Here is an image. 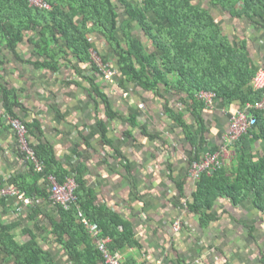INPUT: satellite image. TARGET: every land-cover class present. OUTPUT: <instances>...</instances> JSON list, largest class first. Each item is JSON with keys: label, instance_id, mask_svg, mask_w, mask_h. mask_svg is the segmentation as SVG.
Listing matches in <instances>:
<instances>
[{"label": "crops", "instance_id": "0c3cea01", "mask_svg": "<svg viewBox=\"0 0 264 264\" xmlns=\"http://www.w3.org/2000/svg\"><path fill=\"white\" fill-rule=\"evenodd\" d=\"M112 2L118 8L119 20L124 26L121 27L127 28L132 38L141 40L147 53L155 54L159 61L158 56L162 52L155 49L146 32L128 16L125 7L117 0ZM191 2L211 12L223 33L235 45L241 42L247 44L254 70L264 67V20L235 17L224 12L222 6L213 0ZM25 36L24 43L16 52L7 47L0 51L2 75L10 86L16 87L23 105L17 114L25 120L40 122L42 140L53 144L63 161L73 156L67 161L73 160L77 164L74 160L76 147L80 142L84 144V135L91 137L97 148H90L85 155L90 169L86 175L97 191L98 205H107L129 221L143 246V249L133 247L112 253L123 257L124 264L130 256L148 264H262L264 212L254 207L252 196L238 204L230 197H221L214 210L209 211L219 218L210 227L202 226L200 215L190 210L199 180L191 175L192 157L198 155L203 160L213 147L221 148L232 114L241 109L237 103L229 108L219 102L214 108L207 106L208 109L200 114L207 132L200 134L194 143L188 130L193 134L197 132L200 126L198 116L189 107L187 95L177 89L174 76L170 77V83H161L151 92L134 83L127 84L124 90L114 86L107 96H113V108L120 118L110 123L114 145L111 152L109 149L105 151L96 129V99L86 80L95 77L90 62H83L70 53L58 57L59 71L38 70L33 65L38 60L32 44L34 33L28 32ZM118 37L124 44L127 43L123 29ZM91 40L104 58L109 61L115 59L103 32H93ZM96 80L101 81L99 78ZM130 115L135 116L136 124L128 123ZM99 116H104L102 109ZM9 120L8 108L0 101V123L8 124ZM182 123H186L189 129L184 128ZM128 131L133 136H127ZM201 135H204L203 141L200 140ZM17 138L13 129L0 135V201L7 199L11 201V206H20L18 214H12L10 210L2 220L18 224L14 233L20 244L30 240L24 229H31L37 235L40 246L52 253L55 264H75L64 244L55 241L50 232L35 229L38 225L52 230L49 219H59L52 201L38 200L42 215L32 220L29 216L30 207L35 203L32 199L30 204H24L15 197L3 194L5 189L15 186L19 174L34 180L30 178V164L20 154ZM255 145L254 152L264 155L260 143ZM234 150L233 146L231 151ZM119 153L128 157L129 165ZM235 157L236 151L227 160L225 158L230 177H235ZM78 160H83V157ZM40 185L43 186V180ZM176 220L182 222V231L170 234L169 227ZM85 260L89 263L88 257ZM0 264L18 263L16 257L3 251L0 252Z\"/></svg>", "mask_w": 264, "mask_h": 264}, {"label": "trees", "instance_id": "16d2710c", "mask_svg": "<svg viewBox=\"0 0 264 264\" xmlns=\"http://www.w3.org/2000/svg\"><path fill=\"white\" fill-rule=\"evenodd\" d=\"M53 6L52 11L35 9L29 6L27 0H0V51L3 47L16 52L19 45L24 43L25 34L33 32L32 44L34 54L38 59L33 63L38 70L47 69L57 72L60 69L58 57L75 54L83 62L91 61L90 51L97 47L91 41V34L95 31L103 32L107 42L115 54V66L120 71L119 87L126 89L129 83L137 84L146 92H151L163 83H170L174 76L177 89L185 93L200 124L195 134L188 133L194 143L200 134L207 132L203 125L201 112L207 110V104L198 100L197 95L205 92L216 96L217 102L227 108L234 103L243 111L247 105L253 107L258 104L264 93H256L251 85L255 71L245 42L235 45L223 33L214 15L193 4L191 0H143L137 4L134 0H117L126 9L128 16L138 23L152 41L155 49L162 52L158 56L147 53L144 43L132 38L123 28L119 20L117 6L112 0H46ZM220 4L224 12L239 18H261L264 20V0H213ZM243 7L238 9L239 2ZM82 16V17H81ZM91 24L93 26H91ZM123 26V27H121ZM123 29L127 43L118 37ZM40 57H39V56ZM94 71H96V68ZM97 78H86L92 89L91 93L96 101L98 121L96 129L100 136L102 149L111 152L114 145L110 134V123L120 115L113 108L108 99V85ZM0 101L8 108L9 123H0V135L9 129H15L13 122L21 120L27 129V136L34 146L36 156L43 168L38 170L32 160L30 164V180L24 174L17 175L15 186L35 202L31 209L32 220L42 215L37 201L42 199L52 201L48 176H56L59 183H64L69 177H75L78 182L76 199L67 205L55 204L59 219L51 220L52 230L35 225V229L48 231L55 241L64 244L68 256L75 264H98L103 262V255L98 249L95 239L89 233L84 220H88L96 230L102 232L103 237H110V251H126L137 247L143 249L133 230L132 224L107 205H98L97 191L90 185L87 178L89 169L88 150H96L88 134L84 135L75 149L74 160L63 161L57 155L53 144L44 142L41 138L43 130L39 121H28L17 114L23 108L20 95L15 86H10L2 75L0 64ZM99 108V110H98ZM100 109L103 117L99 116ZM255 117L256 124L247 134L235 143V177L228 174L227 165L221 166L214 174H205L197 182L193 193L190 210L199 214L200 223L210 227L219 221L215 214L209 213L221 197H230L236 204L253 197L254 207L264 212V155L254 152L253 145L260 143V150H264V111L250 110ZM200 115V116H199ZM131 117V118H130ZM107 119V120H105ZM134 115L128 118L129 124H136ZM183 127L189 129L186 123ZM17 134V133H16ZM127 136H133L131 131ZM18 137V136H17ZM204 140V135L200 136ZM18 145L22 158L26 153ZM256 146V145H255ZM220 150L213 147V152ZM109 152V154H110ZM77 156V157H75ZM85 156V157H84ZM126 165L129 159L122 153ZM83 160H78V158ZM193 160H200L198 155ZM105 161V160H104ZM107 162V160H106ZM43 180V186L40 181ZM16 198V197H15ZM19 202V199L16 198ZM18 214L20 210L11 206V201H0V252H6L16 257L18 264H55L52 253L42 248L37 235L31 229H24L30 240L20 244L14 233L16 224L4 222L7 213ZM39 232V231H38ZM102 235H100L102 237ZM84 248V249H82ZM89 258V263L85 260ZM264 264V252L261 254ZM125 264H148L138 262L134 257H128Z\"/></svg>", "mask_w": 264, "mask_h": 264}, {"label": "built area", "instance_id": "2783aa9c", "mask_svg": "<svg viewBox=\"0 0 264 264\" xmlns=\"http://www.w3.org/2000/svg\"><path fill=\"white\" fill-rule=\"evenodd\" d=\"M30 4L35 7L51 9V5L46 0H29ZM243 3L240 2L238 9L242 8ZM92 59L97 65L103 80L109 85H115L118 81V72L113 69L112 63L104 61L97 50L91 49ZM253 91L256 93H264V67L257 68L255 75L251 83ZM110 98H113L111 96ZM197 98L202 100L209 108H214L217 103L216 96L210 93L202 92L198 94ZM250 110H262L264 111V98L256 104L255 107L247 105V107L241 111H235L232 114L228 131L224 134V143L220 150L217 152H210L203 160L194 161L192 163V173L195 178L200 179L203 172L213 173L219 167L225 164L227 157L232 155L231 147L234 143L248 133L249 129L255 125L256 119L250 113ZM13 127L19 138L20 144L24 152L26 153L25 159L32 160L38 170H42L43 166L36 156L34 146L30 143L27 136V129L21 120L13 122ZM226 158V160H225ZM50 183V190L52 194V200L55 204L67 205L71 200L76 199V190L78 188V182L75 177H69L64 183H59L56 176H48ZM5 196L16 197L24 204H30V199L26 198L16 186H12L3 191ZM89 233L95 241H97L98 249L101 251L105 264H124L123 257L118 254H114L110 251L109 244L111 242L110 237H103L102 232L96 230L95 227L89 223L88 220H84ZM182 222L176 220L170 227V234H177L182 231ZM102 235V237L100 236Z\"/></svg>", "mask_w": 264, "mask_h": 264}, {"label": "clouds", "instance_id": "9594fccd", "mask_svg": "<svg viewBox=\"0 0 264 264\" xmlns=\"http://www.w3.org/2000/svg\"><path fill=\"white\" fill-rule=\"evenodd\" d=\"M28 1V3H29V6L30 7H32V8H35V9H41V10H47V11H52L53 10V6L50 4V3H48V1H46L48 4H50L51 5V9H42V8H39V7H35V6H32L31 4H30V2H29V0H27ZM137 4H143V0H134ZM240 2H242V1H240ZM239 2V3H240ZM242 7H243V5H242ZM91 38V37H90ZM92 41V40H91ZM95 46H96V44L95 43H93ZM97 47V46H96ZM95 49V48H94ZM95 50H97L98 51V53L100 54V56L102 57V59L104 60V61H108V62H110V63H112V66H113V69H115L117 72H118V81H117V84H115V85H109L108 83H106L107 85H108V89H112V87H114V86H119V79H120V77H121V75H120V71L118 70V68L115 66V64H116V62H115V59L114 60H112V61H109V60H107L106 58H104V56H102V54H101V52L99 51V49L97 48V49H95ZM90 56H91V61L93 62V64L91 65V67H95L96 68V71H94V68H93V71H94V74H95V77L94 78H99V79H101L102 81H104L103 80V78H102V76H101V72L99 71V69H98V67H97V65L95 64V62L93 61V59H92V55H91V51H90ZM105 82V81H104ZM200 94V93H199ZM198 96V95H197ZM108 99L109 100H112V98H109L108 97ZM218 103V102H217ZM231 148H233V145H232V147ZM211 152H213V151H211ZM233 153H232V155L235 153V150L234 151H232ZM194 161H199V160H193L192 162H191V167H192V163L194 162ZM226 162L227 161H225V164L224 165H226ZM223 165V166H224ZM216 171V170H215ZM208 172H203L202 173V175H205V174H207ZM215 173V172H214ZM191 175L193 176V173H192V170H191ZM194 177V176H193ZM195 178V177H194ZM195 179H198V178H195ZM200 180V179H199ZM198 180V181H199Z\"/></svg>", "mask_w": 264, "mask_h": 264}]
</instances>
